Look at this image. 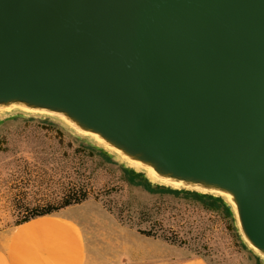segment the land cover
<instances>
[{
    "label": "water",
    "instance_id": "95a60500",
    "mask_svg": "<svg viewBox=\"0 0 264 264\" xmlns=\"http://www.w3.org/2000/svg\"><path fill=\"white\" fill-rule=\"evenodd\" d=\"M17 116L220 198L264 264V0H0V122Z\"/></svg>",
    "mask_w": 264,
    "mask_h": 264
},
{
    "label": "rangeland",
    "instance_id": "374dc122",
    "mask_svg": "<svg viewBox=\"0 0 264 264\" xmlns=\"http://www.w3.org/2000/svg\"><path fill=\"white\" fill-rule=\"evenodd\" d=\"M85 145L48 120L17 116L0 122V245L30 210L86 193L68 208L85 227L87 264L158 254L261 264L218 202L153 189Z\"/></svg>",
    "mask_w": 264,
    "mask_h": 264
},
{
    "label": "crops",
    "instance_id": "0c3cea01",
    "mask_svg": "<svg viewBox=\"0 0 264 264\" xmlns=\"http://www.w3.org/2000/svg\"><path fill=\"white\" fill-rule=\"evenodd\" d=\"M72 207L16 226L0 245V264H87L85 227ZM122 264H209L194 255L162 258L160 254Z\"/></svg>",
    "mask_w": 264,
    "mask_h": 264
},
{
    "label": "trees",
    "instance_id": "16d2710c",
    "mask_svg": "<svg viewBox=\"0 0 264 264\" xmlns=\"http://www.w3.org/2000/svg\"><path fill=\"white\" fill-rule=\"evenodd\" d=\"M80 144L83 145V143H80ZM85 146H87V145H85ZM88 147L96 150L99 154H101L105 158L110 159V157L106 153H104L102 150L96 149V148L91 147V146H88ZM110 160L113 161L112 159H110ZM120 167L123 170H125L127 173L131 174L133 177L140 178L141 180H143L147 185H149L153 189L171 190L169 188L162 187V186H152L141 174L135 173L132 170L126 169V168H124L122 166H120ZM171 191L186 192V193L192 194L195 197L200 198V199H211L212 201L218 202L224 208V210L227 212L228 216L231 217V214L229 212L228 207L223 203V201L220 198L212 197L210 195L198 194L196 192L185 191V190H171ZM86 196H87L86 193H81L79 196H76V197L75 196L74 197H66L63 200V202L60 203L57 206L45 205V206H42V207H36L35 209L30 210L26 215H24V217L16 224V226H18V225H20L22 223H25V222H27V221H29L31 219L37 218V217L58 213L60 210L65 209L68 206L76 205V204H79V203L83 202L86 199ZM141 233L145 234L146 236H149L148 232H142L141 231ZM257 261H258V259H257Z\"/></svg>",
    "mask_w": 264,
    "mask_h": 264
}]
</instances>
